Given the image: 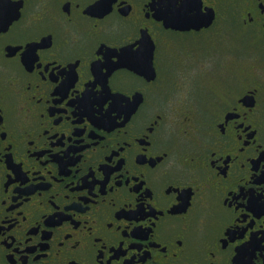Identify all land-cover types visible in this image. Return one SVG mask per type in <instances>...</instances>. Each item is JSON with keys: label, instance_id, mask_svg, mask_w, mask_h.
Here are the masks:
<instances>
[{"label": "flooded vegetation", "instance_id": "flooded-vegetation-1", "mask_svg": "<svg viewBox=\"0 0 264 264\" xmlns=\"http://www.w3.org/2000/svg\"><path fill=\"white\" fill-rule=\"evenodd\" d=\"M0 264H264V0H0Z\"/></svg>", "mask_w": 264, "mask_h": 264}]
</instances>
